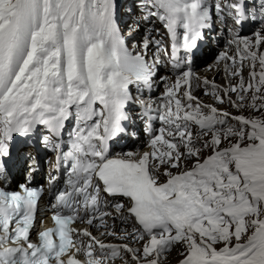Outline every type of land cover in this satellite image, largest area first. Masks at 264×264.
<instances>
[{
  "label": "snow or ice",
  "instance_id": "1",
  "mask_svg": "<svg viewBox=\"0 0 264 264\" xmlns=\"http://www.w3.org/2000/svg\"><path fill=\"white\" fill-rule=\"evenodd\" d=\"M119 11V0H0V177L7 183L13 136L41 126L46 145L67 130L72 161L53 197L55 226L38 242L42 189L0 187V264H165L173 250L177 264H264V0H132L127 14L159 20L170 53L147 37L130 49ZM216 21L230 34L215 58L227 87L197 72ZM249 23L259 27L242 34ZM161 51L175 79L159 77L164 93L146 102L133 90L153 88ZM202 85L212 102L194 94ZM141 133L147 150H112ZM116 219L138 247L72 227L117 236Z\"/></svg>",
  "mask_w": 264,
  "mask_h": 264
},
{
  "label": "bare ground",
  "instance_id": "2",
  "mask_svg": "<svg viewBox=\"0 0 264 264\" xmlns=\"http://www.w3.org/2000/svg\"><path fill=\"white\" fill-rule=\"evenodd\" d=\"M131 2H132V0H128L124 5H123V7H122V12H126V9H127V7H129L130 5H131ZM132 23H134V21L132 20V19H130V18H125L124 17V15H123V17H122V19H121V25H123V26H125V25H131ZM249 24H253V23H249ZM229 27H230V24H229ZM253 32V31H252ZM224 33H225V31H224ZM228 33V32H227ZM227 40V39H226ZM206 42V41H205ZM129 45V44H128ZM135 45H138V42L137 43H135ZM205 45V44H204ZM218 45H220V44H218ZM218 45H216V47L218 46ZM226 46L224 45V48H225ZM223 48V49H224ZM223 49H221L220 48V50H218V52L219 51H221V50H223ZM212 51H213V49H212ZM211 51V52H212ZM211 52H210V54H211ZM229 54L231 55L232 54V52L231 51H229ZM216 56H217V53L215 54V58H216ZM210 57V55L204 60V61H206L208 58ZM214 57H212V59L214 58ZM212 59H210V60H207L202 66H205L209 61H211ZM203 61V62H204ZM209 66H212V67H209ZM210 70V71H209ZM199 71H201V73H199V75L200 76H202V77H207L210 81H214L215 82V84H217V85H220V86H223V87H227L228 85H229V80H228V76H227V73L225 72V70H224V65H223V63L220 65V67L219 68H216L215 67V59L214 60H212L210 63H209V65H208V69L207 68H205V69H201V70H199ZM198 72V71H197ZM214 74V75H213ZM244 75H245V77H246V79H247V76H248V70L247 69H245V72H244ZM168 77H170L172 80H174L175 79V75H172V74H169V76ZM231 83L232 84H236V82H235V79H233L232 81H231ZM164 84V85H163ZM157 88H159V89H161L162 88V93L161 94H159V95H153V97H152V100L151 101H153V100H158V98L164 93V90H165V83L163 82V81H160L159 79H158V85L155 87V89L158 91L159 89H157ZM209 91H212L211 89H209ZM157 93V92H156ZM156 93H154V94H156ZM201 93H204V87H203V85L200 87V88H198V89H196L195 90V95H197L198 97H200V99H203L202 97H201ZM158 94V93H157ZM232 95V94H231ZM232 97H237V95H236V93L234 94V95H232ZM150 101V102H151ZM211 102V101H210ZM224 106H225V104H224ZM222 108H224V109H228L229 110V108H228V106H227V104H226V106L225 107H222ZM140 141H143L142 143H140ZM147 141H148V139L145 137V138H142V140L140 139L139 141H138V139L136 140V143L134 144L133 142L134 141H132L129 145H126V146H123L121 143H117V144H115L114 146H113V149H115L117 146H123V147H126V149H124V150H121V151H125V150H127V149H130V151H132V150H134V151H136L137 149V147H143L141 150H143V151H145V150H147ZM122 147V148H123ZM118 150V149H117ZM46 155H47V152H46ZM17 179H19V177L16 175V177L15 178H13L12 179V181H11V183L13 182V184H15V181L17 180ZM20 183V182H19ZM7 188V187H6ZM118 219H116L115 221H117ZM127 227H128V231H131V227H130V225L129 224H127ZM115 230H116V232H119V230H118V225H116V227H115ZM89 231H91L92 233H93V235H99L100 234V232L101 231H93V230H89ZM83 239H84V241L87 243V241H88V238L87 237H83ZM115 239L113 238V237H108L107 238V242H109V243H114L113 241H114ZM127 243H130V244H133L134 246H139V245H136L135 244V242H133V241H129V240H125ZM177 251V250H176ZM176 251H172L169 255H168V257H167V260L165 261V264H177V263H173L172 262V260L174 259L173 257L174 256H176L177 255V252ZM174 254H176V255H174ZM176 261H178V260H176Z\"/></svg>",
  "mask_w": 264,
  "mask_h": 264
},
{
  "label": "rangeland",
  "instance_id": "3",
  "mask_svg": "<svg viewBox=\"0 0 264 264\" xmlns=\"http://www.w3.org/2000/svg\"><path fill=\"white\" fill-rule=\"evenodd\" d=\"M123 15H124V17L125 18H130L131 17V14H127V12H123ZM217 22V26L216 27H218V28H220L221 29V31H219V32H217V31H212V32H210V33H207L206 34V39H205V45L203 46V49H202V55H201V57H200V60H199V62H198V67H197V71H198V73H201V71H199V70H201V69H205V68H207L208 69V65H209V63H207V65L206 66H202L207 60H209V58H211L212 56H213V54H214V52H215V50H216V45H218V44H220V45H218V50H220V48L221 49H223L224 48V41L226 40V39H230V34L229 33H227V32H225L224 33V31H222V29L225 27V25L224 24H221L220 23V21H216ZM252 25V26H251ZM128 25H125V27H127ZM231 26V25H230ZM251 26V27H250ZM159 27H160V24H159ZM259 27V24L258 23H253V24H247V25H245V29H243V32H242V34H244V35H251L252 34V31H254L255 29H257ZM125 33V32H124ZM212 49H213V51H212ZM212 51V52H211ZM210 52H211V54H210ZM218 54V53H217ZM210 55V57L206 60V61H204L208 56ZM204 61V62H203ZM210 62V61H209ZM210 71V70H209ZM201 75V74H200ZM214 75V74H213ZM245 76V75H244ZM247 78H248V76H247ZM245 79H246V77H245ZM235 82L236 83H238V80H236L235 79ZM164 85V84H163ZM157 89H159V88H157ZM162 93V88L161 89H159L158 90V94L156 93V94H154V95H159V94H161ZM235 93H232V95H234ZM201 97L203 98V99H201V100H203V101H205V102H212V100H213V97L211 96V95H204V93H201ZM237 97H232V99L233 100H235ZM145 101V100H144ZM225 106H226V104H225ZM224 105H219V107H225ZM227 106H228V108H229V111H231V112H233V114H238L237 113V111H236V109H234V108H232L231 107V105H229V104H227ZM135 112H136V114H138V113H140L141 112V109H140V107L139 106H136L135 107ZM245 114L247 115L248 114V111L246 110L245 111ZM140 122V123H139ZM158 124H159V122H157ZM138 124H140V125H138ZM136 125H137V129H139L140 127H142V123H141V121H139V120H137L136 121ZM146 137V134H143V133H141L140 134V136H139V138H138V141L141 139L142 140V138H145ZM132 141H134L133 139H125V140H123V141H120L119 143H121L123 146H126V145H129ZM143 141H140V143H142ZM134 144L136 143V142H133ZM119 150V146H117L116 148H115V150ZM123 149H126V147H123ZM42 182V181H41ZM18 183H19V180L17 179L16 181H15V184H14V188H17V186H18ZM111 237H113L115 240H114V242L115 243H119V244H124V243H127L126 241H125V239H123V238H121V237H119V236H111ZM174 251H176V250H174ZM177 252V251H176ZM174 255H176V254H174ZM174 259L172 260V262L173 263H177V261L176 260H178L180 257L178 256V254L176 255V256H174L173 257Z\"/></svg>",
  "mask_w": 264,
  "mask_h": 264
},
{
  "label": "water",
  "instance_id": "4",
  "mask_svg": "<svg viewBox=\"0 0 264 264\" xmlns=\"http://www.w3.org/2000/svg\"><path fill=\"white\" fill-rule=\"evenodd\" d=\"M251 26H252V25H251ZM251 26H250V27H251ZM244 29H245V28H244ZM217 47H218V46H217ZM217 47H216V50H215V52H214V54H213V56H212V57H214V56H215V54H216V53H218V48H217ZM212 57H211V58H209V60H210V59H212ZM214 59H215V57H214L212 60H214ZM212 60H211V61H212ZM211 61H210V62H211ZM210 62H208V63H210ZM206 65H207V64H206ZM206 65H205V66H206ZM139 123H140V122H139ZM141 123H142V122H141ZM138 125H140V124H138ZM142 126H143V125H142ZM154 126H155V127H158V126H159V124L156 122V124H155Z\"/></svg>",
  "mask_w": 264,
  "mask_h": 264
},
{
  "label": "trees",
  "instance_id": "5",
  "mask_svg": "<svg viewBox=\"0 0 264 264\" xmlns=\"http://www.w3.org/2000/svg\"><path fill=\"white\" fill-rule=\"evenodd\" d=\"M138 115V114H137ZM137 139L134 140V142H136Z\"/></svg>",
  "mask_w": 264,
  "mask_h": 264
}]
</instances>
